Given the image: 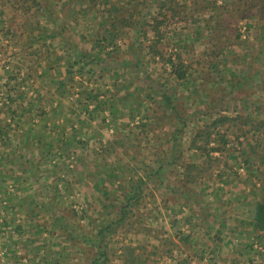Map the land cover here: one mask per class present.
Returning a JSON list of instances; mask_svg holds the SVG:
<instances>
[{
    "label": "rangeland",
    "instance_id": "1",
    "mask_svg": "<svg viewBox=\"0 0 264 264\" xmlns=\"http://www.w3.org/2000/svg\"><path fill=\"white\" fill-rule=\"evenodd\" d=\"M5 1L14 7L11 19L6 4L0 7V264H91L101 222L114 220L133 193L137 199L127 207L124 222L105 238L103 264H264L260 234L245 237L253 229L248 223L226 221L228 213L247 220L244 204L263 184L260 173L253 174L260 148L247 156L258 138L248 133L236 140L227 123L209 127L223 116L263 118L264 31L256 16L241 18L244 8L226 14L220 0L218 8L207 10L205 0H168L178 3L177 15L160 28L162 37L155 43L146 23L164 0H83L73 10L72 0H36L46 5V13L31 0ZM110 6L142 23L139 33L119 29L111 47L98 36V23ZM9 20L12 25L6 27ZM24 21L36 22L40 28L34 35L43 40L36 48L25 44V54L18 56L23 45H9L8 38H24L19 32ZM56 37L64 40L61 46H55ZM149 46L163 59L179 55L188 67L186 79L171 76L162 58L148 53ZM58 52L64 58L86 53L97 60L86 66L82 84L78 79L67 84V94L71 83L80 93L64 102L76 111L69 120L74 128L64 130L53 147L31 155L24 136L19 137L24 126H10L7 118L17 117L15 109L24 103V71L32 88L41 89L40 76L28 71L34 56L43 69L42 58ZM41 108L37 104L32 114L45 113ZM244 156L253 166H246ZM187 163L209 171L187 185L182 179ZM233 183L245 188L231 192L227 185ZM234 223L231 233L227 225ZM221 245L226 254L220 253Z\"/></svg>",
    "mask_w": 264,
    "mask_h": 264
},
{
    "label": "trees",
    "instance_id": "2",
    "mask_svg": "<svg viewBox=\"0 0 264 264\" xmlns=\"http://www.w3.org/2000/svg\"><path fill=\"white\" fill-rule=\"evenodd\" d=\"M209 1L205 0V2H208V4H206L203 9L207 10L210 9V7H212L213 9L218 8V6L216 5V0H212V2L211 0ZM220 1L222 3V7H220V9L224 10V13L226 14L231 13L233 10L235 11V8H244L242 10L243 14L241 15V18H244L249 15L256 16L258 25L264 31V0H220ZM83 3H84L83 0H72L69 6L73 10L75 6L80 7L82 6ZM31 4L34 8L40 7L41 9H43L45 13L47 12V7H44L46 6L45 4L39 5L36 0H31ZM195 4H197V2H194L193 6H195ZM177 5L178 3H175L174 1L164 0V2L157 7L158 11L156 13V16H151V15L149 16V21L146 23L148 29L147 32L149 31L152 34V40H154L155 43L156 42L159 43L161 40L162 35L160 32V28L166 23V21L168 20L173 21L174 18L176 17L177 12L174 11L175 10L174 8ZM29 9L27 8L25 13H29L30 11ZM59 14L60 12L58 13V15ZM126 14H128V12L127 11L124 12L123 8L119 6H115V7L110 6L107 11V15L99 21L98 30L101 31V33L98 36H102V40H107L108 42L106 44L107 46L111 47L114 44L113 42L117 38H119L118 37L119 29L121 31V29L123 28H128L137 31L138 33L142 29L141 22L136 23L133 19L126 17ZM29 26L30 25H28V27ZM145 34L146 33L144 32L143 33L144 38H145ZM239 36L240 35H237L238 38ZM147 50L151 56L153 57L157 56L162 58L161 53H159L155 49V47L149 46L147 47ZM92 51H94V49H92ZM66 58H67L66 59L67 64L64 70V74L66 76V83L65 84L62 83L58 86V88H62V89L67 88L68 82H73L74 76L82 77L84 75L83 73L85 72L84 70L86 66H88V64H92L91 60L94 61L97 60V58L94 55H89L86 53H76V57L73 58L72 56L71 57L67 56ZM162 60L163 63H166L170 67V75L173 76L178 82H183L186 79L188 67L185 63H183L179 55L174 54L173 56L167 57L166 59L162 58ZM259 89L262 94V99L264 100V70L260 75ZM258 109L261 111L260 107ZM262 116L263 118L259 120L253 119L249 116H241V115L235 117L223 116L213 119L209 127L213 129H217L221 126H224L225 123H227L229 124L228 126H230V129L234 131L233 135L236 138V140L239 138V136H246L248 135V133L254 134V136H256L258 140L255 139L256 141H254L253 144L254 147L249 148L251 149L249 151L250 155L248 154L247 156L251 157L252 155L257 154L256 150L260 148L261 151L257 155V159L260 165L261 164L264 165V108L262 109ZM204 134L206 139V141H204V145L205 144L207 145L208 139L210 137V133L207 132ZM197 136L198 135H196V137ZM218 137L220 138V142L223 143V145H225L226 141L224 139V136L218 135ZM247 156L241 158L245 159L244 162L246 166L248 165L253 166L252 163L247 158ZM208 168L209 167L203 168L202 166L193 163L184 164L182 167L183 183L188 185V184H194L195 182H199V180L206 173H208L209 171ZM257 170L258 168L253 169V174L258 175ZM138 189L139 186L135 185V191L133 192H138ZM136 199H137V193L136 194L133 193V195L127 198L125 202H122V204L118 209V214L115 216L114 220L101 222V225L94 236V242L96 243V245L93 243L97 247L98 253L96 257L90 261L91 264H103L107 260L106 255L108 252V247L105 238L111 237L114 234L115 229L119 227L121 223L124 222L127 212V207H129L131 200L135 201ZM251 224L256 231H262V233L264 234V204L263 203L256 202L254 204L253 222ZM187 241L188 239L187 237H185L183 239V242L186 243ZM128 255L130 259L131 258L133 260L135 259L133 257L136 255L133 256L132 249L130 250ZM132 264H137V262Z\"/></svg>",
    "mask_w": 264,
    "mask_h": 264
},
{
    "label": "crops",
    "instance_id": "3",
    "mask_svg": "<svg viewBox=\"0 0 264 264\" xmlns=\"http://www.w3.org/2000/svg\"><path fill=\"white\" fill-rule=\"evenodd\" d=\"M4 3L6 4L5 0H0V7L4 5ZM8 7V10L6 12V14L9 16L10 13L13 10L14 4L13 2L9 3V5L7 6L6 4V9ZM19 8H21V6H19ZM9 19L10 16H9ZM61 19V17L59 18ZM5 22V26H11L12 24L9 21H4ZM28 25H30L28 27ZM40 28V26H38V24L36 22H22L19 23V32L20 30H22V35L24 36V38H20V40L17 38L18 34L13 36L14 38H8V43L9 45L12 44L13 42L19 43L20 45H23L21 49L25 48V44H27V46H31L33 48H36L35 46H37L39 40H43L42 38L40 39L39 37H36V35H34V31L37 32V29ZM17 28H12L10 27L11 31H17ZM18 33V32H17ZM13 34V33H12ZM19 37V36H18ZM29 37V38H28ZM49 39H51L50 37H47ZM57 39H55V46H61L62 42L64 40L61 39V37H56ZM53 39V40H54ZM52 41V40H51ZM54 42V41H53ZM48 44V43H47ZM19 54H17L18 56H23V54H25V49H24V53L22 50H19ZM57 52V51H56ZM25 57V56H24ZM66 57V56H65ZM67 58H64V56L62 54L58 53H54L51 56H47L45 55L44 58H42V63H46L45 68H41L39 66V63L41 60L37 59V57L35 58L34 56V66L30 67L28 69V71H30V73L35 74L36 77H38V79H40L39 81V87L42 89H37L34 85V88H32V84H33V80L27 78V71H24V74H26V78L24 77V85H26V89L24 92V95H26V97H24V103L18 104V108L15 109L16 114L18 115L17 117H13L12 115H10V118H7V122H10V120L12 119L10 126H19V128L24 126V130L21 131V129H19V137L24 136V147H26L25 151L29 152L30 154L35 152L37 154V152H41V150L46 147V148H50L53 147L51 146V143L54 141L58 142V140H61L62 137V133H64V130H68L69 127L71 129V127L74 128L73 123L70 122V117L72 116L70 113L71 112H75L76 111L71 108V106L69 107V109H67L64 104V102L69 99L70 101L73 100L75 101L77 99V97H79V91L78 88L76 86V84L81 80V84L83 83V79L78 77V76H74L73 78V82L70 85L73 86V88L70 89V91L67 94V91L69 90L68 88H66V91H63L62 88H58V86L62 83H66V76L64 74V70H65V65L64 62L67 61ZM48 62H51L53 64H48ZM58 63V64H56ZM30 66V65H29ZM40 69H42L40 71ZM79 81H76V80ZM80 83H78V85H81ZM47 86H51V89H48ZM46 89V91L43 92V90ZM77 90V91H76ZM78 92V93H77ZM81 92V90H80ZM42 93H47L49 96V100L44 101V96L42 95ZM10 98L12 97L11 94H9ZM14 98V97H13ZM14 100V99H13ZM13 100H10L11 102ZM14 102V101H13ZM16 104V103H15ZM37 104H39V106H41L44 110L45 113H41L42 115L46 114V117L42 118L41 114L40 115H33L32 113H34L33 108H35L37 106ZM75 106V105H74ZM76 108L78 106H75ZM14 110H12L11 112H13ZM66 111L68 112V114L66 115ZM70 120V121H69ZM24 121V123H22ZM24 124V125H23ZM47 138H50V141H47ZM52 143V144H53ZM24 153V156H31L30 154ZM258 168V174L261 178V181L263 182V184L261 185V187L259 188V190H256V196H254L252 193L250 194V196L248 197L246 203L244 204L245 206H248V219L246 220V218L244 219L243 217H236L233 213L231 214H227L226 216H228V218L226 219L227 222H239V224L243 223V224H247L250 225L252 227V222H253V215H254V204L256 202L259 203H263L264 204V165L263 164H257ZM256 166V167H257ZM230 184V183H229ZM227 185V188L229 191H235L236 189L238 190H242L244 185H238L239 183H233V185ZM226 184L224 183V186ZM218 187L220 186L217 185ZM245 188V187H244ZM226 190V189H225ZM245 192L248 191V189H244ZM232 195V193H230ZM230 195V196H231ZM226 196V195H225ZM225 196H222V199L219 198V200H223V198ZM253 196L255 197L254 199ZM231 197L228 198V200L230 201ZM237 198H235L234 195H232V202H235L234 200H236ZM256 200V201H254ZM236 204V203H234ZM241 205V204H240ZM235 207L237 206L234 205ZM228 210L227 212L231 211V205L228 204ZM222 210H225L227 208V204L224 205L223 207H221ZM247 210V209H246ZM223 214V211H220ZM222 218V217H221ZM222 220V219H221ZM228 229L234 232V227H235V223L234 225H230L228 224ZM239 227V226H238ZM236 227V228H238ZM248 227V226H247ZM253 228V227H252ZM224 229V227H223ZM237 231V230H236ZM240 233H242L240 230H238ZM237 231V232H238ZM248 233V235L243 234L245 237L248 236V238H252L254 237L253 234H260V236H256L259 238V240H263L264 239V234L262 233V231H256L254 228L251 230L247 229L246 230ZM221 254H226L227 248L224 246H220L219 249Z\"/></svg>",
    "mask_w": 264,
    "mask_h": 264
},
{
    "label": "built area",
    "instance_id": "4",
    "mask_svg": "<svg viewBox=\"0 0 264 264\" xmlns=\"http://www.w3.org/2000/svg\"><path fill=\"white\" fill-rule=\"evenodd\" d=\"M2 39H1V37H0V41H1Z\"/></svg>",
    "mask_w": 264,
    "mask_h": 264
}]
</instances>
